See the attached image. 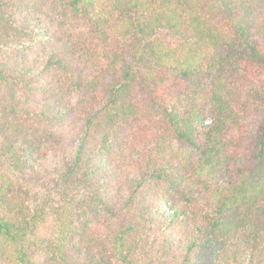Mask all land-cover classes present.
Instances as JSON below:
<instances>
[{
	"label": "trees",
	"instance_id": "trees-1",
	"mask_svg": "<svg viewBox=\"0 0 264 264\" xmlns=\"http://www.w3.org/2000/svg\"><path fill=\"white\" fill-rule=\"evenodd\" d=\"M0 264H264V0H0Z\"/></svg>",
	"mask_w": 264,
	"mask_h": 264
}]
</instances>
